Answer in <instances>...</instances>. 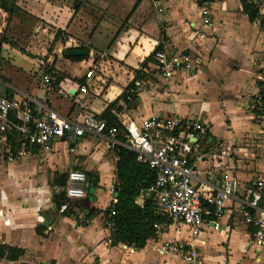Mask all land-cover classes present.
<instances>
[{
    "label": "crops",
    "instance_id": "1",
    "mask_svg": "<svg viewBox=\"0 0 264 264\" xmlns=\"http://www.w3.org/2000/svg\"><path fill=\"white\" fill-rule=\"evenodd\" d=\"M112 1L119 2L112 4L115 10ZM234 1L102 0L109 9L99 15L93 10L75 13L66 3L50 0H16L19 10L12 15L0 8V95L43 103L73 121H79L83 105L97 116L117 99L112 112L123 126H139L150 116L202 121L208 131L198 139L203 159L195 167L193 185L206 195L219 185L223 172L237 182L221 217H204L216 221L219 230L208 223L192 239L185 227L172 224L142 248L111 245L102 211L116 201L113 146L119 141L90 133L53 138L48 150L32 146L18 160L0 159V245L23 250L17 260L0 259V264H187L178 255L160 253L163 241L194 243L203 264H264V248L254 244L241 215L252 181L264 180V136L258 127L264 21H249L240 1ZM204 8L209 11L207 25L202 22ZM56 30L71 42H85L89 53L71 60L54 50L57 59L51 64L65 76L58 85L62 91H43L37 73L47 47L41 41L46 33L56 43ZM158 46L190 55L194 69L163 79L150 60ZM135 72L142 86L125 103L119 97ZM72 170L98 179L95 187L86 180L85 197L75 200L88 211H100L85 225L59 213L53 202L55 175ZM86 189L91 190L88 197Z\"/></svg>",
    "mask_w": 264,
    "mask_h": 264
},
{
    "label": "built area",
    "instance_id": "2",
    "mask_svg": "<svg viewBox=\"0 0 264 264\" xmlns=\"http://www.w3.org/2000/svg\"><path fill=\"white\" fill-rule=\"evenodd\" d=\"M247 2L256 9V19L264 21V0ZM201 13L203 24H209V11L204 8ZM153 61L159 75L165 80L195 67V61L190 55L165 50L155 51ZM37 75L41 90L62 91L61 88L53 87L54 78L50 72L42 68ZM141 86L142 80L134 79L127 88L128 98ZM64 92L70 95L68 90ZM258 107V127L264 136V93L258 99ZM79 115V121L68 120L43 103L27 98L7 99L0 95V159L8 162L18 160L32 146L48 150L53 138L70 139L85 133L103 134L114 143L117 133H122L126 139L122 145L134 151L136 160L155 173V182L141 193L143 197L155 201L158 212L165 218V221L155 226V237L158 238L172 224L185 227L192 239L198 238L202 226L208 223L211 230L220 229L216 221H206L204 217H221L226 202L237 190V182L229 172H223L219 185L206 195L193 185L195 167L203 159L199 153L198 139L208 131L204 122L176 116H150L144 118L139 126H124L127 130L125 133L108 126L104 119L84 105ZM85 183V173L72 170L67 173L66 183L55 185L54 190L56 193L64 192L69 200L82 199L85 197ZM263 197L264 180L252 181L247 207L241 211L244 224L252 229L254 244L261 248H264V209L260 206ZM68 208L69 202H63L58 212L63 214ZM79 220H83L82 214H79ZM107 227L111 230L112 224L108 222ZM198 242L204 244L201 240ZM158 250L163 254L178 255L187 264H203L201 254L192 242L180 244L163 241Z\"/></svg>",
    "mask_w": 264,
    "mask_h": 264
},
{
    "label": "trees",
    "instance_id": "3",
    "mask_svg": "<svg viewBox=\"0 0 264 264\" xmlns=\"http://www.w3.org/2000/svg\"><path fill=\"white\" fill-rule=\"evenodd\" d=\"M73 10L76 13L80 10L81 0H74ZM241 3L242 11L247 15L249 21H255L256 19V9L247 2V0H239ZM0 8L4 10L8 15H12L19 10L16 5V0H0ZM118 32L115 33V35ZM61 36V32L56 30L55 40ZM0 41V51H1ZM77 48H86V46L80 45ZM74 49V48H67ZM160 50L158 46L155 50ZM65 58V57H64ZM71 60H81L85 57H68ZM153 60V53L150 55V60ZM96 61V59H95ZM142 65V64H141ZM45 71L50 72L54 78L53 87L57 88L59 83L65 78L62 73H59L54 68L53 64L44 68ZM140 74L135 72V78L139 79ZM84 79V78H83ZM132 83V82H131ZM128 85V87L131 85ZM127 87V88H128ZM126 91L119 97L123 102L128 103L129 98ZM118 99L114 102L108 104L105 109L97 115L106 121L108 126H113L120 129V126L115 121V116L113 115V109ZM116 139L120 144H115L113 146V152L116 156L115 162V179L116 184L114 187V199L116 201L111 203L103 212L106 222L112 224V229L110 232V244H125L127 246H132L134 248L144 247L148 239L154 238L156 234L155 226L161 224L165 221V218L158 212L157 205L155 201L151 198H145L141 193L146 190L155 182V173L148 166L140 163L136 160V154L134 151L126 148L122 145L126 142L123 134L117 133ZM67 173L56 174L52 184L53 185H64L66 183ZM86 180L91 187L97 185L98 179L93 175L87 174ZM90 188V187H89ZM90 189H86V196H90ZM142 197V202H136V198ZM263 201V202H262ZM260 206L264 203V198H262ZM53 202L58 209L63 202H69V208L64 215H70L75 218L78 224H87L90 217L95 213H100L97 209H91L88 211L83 207L79 206L78 201L69 200L64 192L54 193ZM81 202V201H80ZM79 214L83 215V220H79ZM38 232V230H37ZM23 255V250L20 248L10 247L7 245H0V259L7 260H17ZM50 264H54L51 262Z\"/></svg>",
    "mask_w": 264,
    "mask_h": 264
},
{
    "label": "rangeland",
    "instance_id": "4",
    "mask_svg": "<svg viewBox=\"0 0 264 264\" xmlns=\"http://www.w3.org/2000/svg\"><path fill=\"white\" fill-rule=\"evenodd\" d=\"M50 1H52V2H55V3H58V4H62V3H66L68 6H70V7H74V4H76V2L74 1V0H50ZM106 2V1H105ZM233 2H235L234 0H233ZM119 2H115V1H112V2H110V4L112 5V4H114V5H116V4H118ZM80 4H81V7H80V10H82V11H86V12H88V11H90V10H93L94 12H96V11H100V12H98V15L101 13V11H105V10H108L109 9V7L108 8H106V9H104L105 8V6H104V3L102 2V0H81L80 1ZM102 4V5H101ZM117 6V5H116ZM111 10H115V7L112 5L111 6ZM117 11V10H116ZM81 15H83L82 13H81ZM80 15V16H81ZM109 16L106 14V15H104V20L105 21H108V19H106V18H108ZM114 17V16H113ZM78 18V17H77ZM96 18V17H95ZM80 20V22H82V20L83 19H79ZM80 26H82V25H80ZM65 37V36H64ZM64 37L63 36H59V38L56 40V43L55 42H53V40H52V38L51 37H48L47 36V34L46 33H44V39L41 41V43L45 46V47H47V52H46V54H45V56L43 57V62L41 63V68H46L47 66H49V65H51V63H52V60L55 58V60L57 59V55H55V54H53V51L54 50H58L57 52H58V57H60V58H64L65 56H64V54H63V52H64V50L66 49V48H68L69 46H71V45H69V44H76V45H78V46H80V45H83V44H85V42H83V41H80V40H75V41H73V42H71L68 38L67 39H64ZM66 40V41H65ZM59 43V44H58ZM60 45V46H59ZM59 46V47H58ZM48 58H51V60L50 61H46V59H48ZM121 130V129H120ZM123 132V131H122ZM122 134V133H121ZM216 238V237H215ZM214 238V239H215ZM214 239H213V241H214Z\"/></svg>",
    "mask_w": 264,
    "mask_h": 264
},
{
    "label": "water",
    "instance_id": "5",
    "mask_svg": "<svg viewBox=\"0 0 264 264\" xmlns=\"http://www.w3.org/2000/svg\"><path fill=\"white\" fill-rule=\"evenodd\" d=\"M88 49L86 48H74V49H68L64 51L65 57H85L88 55ZM116 123L120 126L121 131L127 133V130L123 125L120 124V122L115 118Z\"/></svg>",
    "mask_w": 264,
    "mask_h": 264
}]
</instances>
